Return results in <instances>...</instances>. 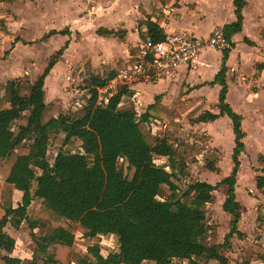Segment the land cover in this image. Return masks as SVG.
Segmentation results:
<instances>
[{
	"label": "trees",
	"instance_id": "1",
	"mask_svg": "<svg viewBox=\"0 0 264 264\" xmlns=\"http://www.w3.org/2000/svg\"><path fill=\"white\" fill-rule=\"evenodd\" d=\"M16 1L2 0L6 4ZM243 6L244 0H235L238 22L224 29L232 48V36L242 30ZM97 33L107 38L119 35V31L107 29ZM0 34L10 35L2 20ZM55 34L67 31L49 35ZM165 37L159 25L150 21L141 34L143 40ZM67 48L65 45L51 57L35 82L18 78L0 88V264H73L76 230L72 224H77L87 245V255L78 257L76 264H199L195 258L203 256L231 264L221 251L230 246L231 237L243 236L238 226L244 207L236 187L240 158L246 150L243 118L227 102L226 61L231 50L224 52L222 68L212 83L222 87L219 113L206 111L195 119V123L205 124L221 117L232 121L231 175L217 185L197 181L182 187L189 175L188 159L205 140L190 145L153 132L152 120L164 124V119L175 121L181 116L161 107L160 96L145 112L138 113L134 105L121 109L127 93L122 87L107 105L99 106L98 91L116 77L117 72H112L106 78L92 75L86 84L85 102L76 108L60 109L56 103L46 102V79ZM53 146L57 156L51 162ZM158 158H166L167 163L158 165ZM207 162L208 169L217 170L212 161ZM259 162L256 189L264 197V154ZM222 186L227 187L223 211L232 221L224 244L217 245L211 243L214 226L207 206ZM16 192L22 194L17 204ZM36 200L41 205L30 213ZM23 223L32 232H45L32 233L39 254L32 263L13 256L16 241L5 231L8 225L19 230ZM256 226L264 231L261 208ZM102 239L116 244L106 258L101 254ZM246 250L251 262L264 263L262 244L253 243Z\"/></svg>",
	"mask_w": 264,
	"mask_h": 264
},
{
	"label": "rangeland",
	"instance_id": "2",
	"mask_svg": "<svg viewBox=\"0 0 264 264\" xmlns=\"http://www.w3.org/2000/svg\"><path fill=\"white\" fill-rule=\"evenodd\" d=\"M58 1L59 0H55L54 3H57ZM68 4L69 5L66 9L68 15L63 18V22L58 27L68 28L71 31V34H74L73 39L75 42L86 40L88 45H78V47L71 52L69 57L79 60L75 62H71V60V63L69 64V66L71 65V68H66L67 75L71 77L70 81L67 80L65 82V62H62L61 70L57 71L56 76L50 82L51 89L54 88L63 91V96L60 99H55V102L60 109L74 108L83 102L84 99L81 95L85 83L84 78L82 79L79 73L83 70L82 68L84 66H89L93 75L101 77L106 66H109V69L106 71V76H108L112 72L111 69L118 71L129 62L127 57H123L126 56V52L122 51H120L118 57L107 60V56L116 53L117 49L113 45H99V43L94 44L91 41H94V33L99 26L105 25L110 28L114 27L118 30H122V20L118 19L108 22L107 20L110 19L109 17L118 15V12L121 10L123 12L128 6L131 7L128 10L126 9L124 13L125 15H132L134 12L132 9L133 6L135 10L138 8L134 4L129 5V0H70ZM92 6L96 7L97 10L96 8H92ZM53 7L54 6L51 3L50 5L47 4L46 0L27 1V4L22 6V11L25 14L24 19L23 17H20V14L14 15V17H11L12 19H10V21H26L21 30L11 36L19 35L26 41L35 39L36 35L33 32L32 26L35 21L49 18V20L55 24L60 20L59 17L50 18L49 13L52 11ZM128 11L131 14H127ZM0 13L6 14V10L0 9ZM129 25H131V22ZM11 29H13V27ZM11 36H9V38ZM8 41H5V37L0 35V88L5 84L6 80V78H4L5 72L3 71H10V66L8 65L13 64L10 59L11 52L8 54L6 53L7 50H4V47L1 48V46H6V49H9L10 42L8 43ZM134 46V44H131L128 47L127 45H124L123 47L132 49ZM46 48L47 47L44 45H36L33 49H30L29 47L23 49V51H17L23 60L28 62V65L23 67L25 72L20 74L23 76L20 77H25V79L34 82L40 76L42 73L40 72L41 68L46 63V59L44 58ZM106 52H108V54H105ZM32 53L36 54L31 58L30 55ZM27 58H29V60H27ZM176 78L174 77L172 80H175ZM59 80L60 82H58ZM163 80L167 79L157 80L156 82ZM145 83L148 84L153 82L150 81ZM172 84H174V82ZM164 96L166 107L171 109L174 113H179L181 116L175 121L164 119V124L161 125V131L157 132V134L161 136L167 134L172 141L179 138L181 141L190 143V145H195L198 139L202 138L205 140V143H203L202 146H199L200 150L192 153L188 159L189 175L182 180V187H185L188 183H194L197 181L217 185L224 178L230 176L233 168L232 154L235 146L231 120L224 117L215 123H195V119L204 113L205 108L208 107L206 101H202L199 106H196V103L201 101V99H198L197 101L189 100L188 98H185L184 94L181 92L170 94V89H165ZM189 102L193 104L189 105ZM212 102L213 98L208 97V103L211 104ZM209 107L211 106L209 105ZM135 108L138 112H142L143 110L142 106L140 107L138 104L135 105ZM121 109H123L122 106ZM242 128L246 133V138L244 140L246 150L240 158L241 167L238 174L236 194L238 201L244 207L242 220L238 226L239 231L243 236L234 235L231 237L229 239L230 246L225 247L221 252L229 258L231 264H246L247 262H250V264H264L262 262H251L249 254L246 253V249L253 243L264 244V231L258 230L256 226L258 210L260 208L264 210V197L256 189V177L261 174L259 156L264 154V128L258 125L255 122V119H252L247 115H244ZM56 156L57 147L53 146L49 150L50 161L52 162ZM207 159L213 162L217 168L216 171H211L205 166L208 163ZM156 162L158 165H164L167 163V159L158 158ZM21 195V193L16 192L14 197L15 204L21 200ZM213 196V202L207 206V212L210 223L214 226V236L211 243L218 245L224 244L225 238L231 230L232 217L223 211V203L227 196V187H220L214 192ZM40 205L41 202L39 200L34 201L29 212L32 213L34 210L38 209ZM72 226L76 230V244L72 248V258L70 262L76 263L78 257H85L87 255V245L82 238V234L78 231L77 224H72ZM5 231L16 241L15 249L13 251L14 257L32 263L36 256H39V254L36 253L37 245L32 233L43 235L45 233L44 231L35 230L32 232L26 223H23L19 230L8 225ZM106 243L108 245V250L116 247L114 240H106ZM104 254L108 255L105 252ZM195 260L199 264H219L218 261L207 260L205 256L195 258ZM175 262L179 263L177 261Z\"/></svg>",
	"mask_w": 264,
	"mask_h": 264
},
{
	"label": "crops",
	"instance_id": "3",
	"mask_svg": "<svg viewBox=\"0 0 264 264\" xmlns=\"http://www.w3.org/2000/svg\"><path fill=\"white\" fill-rule=\"evenodd\" d=\"M27 1L31 2L33 0H18L13 4H6L0 0V9L6 10V14L0 13V20H5V26L10 33L9 36L17 33V31L21 30L24 26L25 20L10 21V19L18 14L24 19L25 14L22 11V6L27 4ZM54 1L55 0H46V3L49 5L51 3L54 6L49 13L50 18L59 17V21L55 24H53L49 18L35 21L32 26L36 38L30 41L22 39L19 35L11 36L13 38L2 35V37H5V41L9 40L8 43L10 42V47L6 49V46H1V48L4 47V50H7L6 53L9 54L11 52L10 59L13 63L12 65H8L10 66V71L2 70L5 72L4 78H6V83L9 80L25 78L20 77L23 76L20 74L25 72L23 67L28 65V62L24 61L17 51H23V49L29 47L33 49L36 45H44L47 47L46 54H44L46 63L40 71L43 73L51 57L65 47V45H68L63 56L59 59L46 79L45 92L47 103H56L55 99H60L63 96V91L54 88L51 89L50 87L51 80L56 76L57 71L61 70L62 62H65V82L67 80L70 81L71 77L67 75L66 68L68 67L70 69L71 65L69 66V64L79 59L69 56L78 45H88L86 40L75 42L73 39L74 34H71L68 28L58 27L63 22V18L68 15L66 9L70 0H59L57 3H54ZM132 4L138 7L135 10L133 6L132 9L134 12L132 15H125L124 13L126 9L128 10L131 7L128 6L123 12L121 10L118 12V15H113L107 20L108 22H112V20L121 19V26H123L122 30L102 25L99 26L94 33L95 39L91 42L94 44L99 43V45H113L117 49L116 53L107 56V60L118 57L120 51H122L126 52V56L123 57H127L129 59L128 61H131L133 57L139 53V45L145 41L141 38V34L147 31V22L149 21L158 24L166 35L185 33L199 38H207L215 29L224 30L227 25H233L238 22L235 0H129V5ZM92 8L95 9L96 7L92 6ZM127 14L131 13L128 11ZM242 17V30L232 36L231 42L234 44V47L226 61V81L228 85L227 102L234 112L242 116L243 121L244 115H247L255 119V122L264 128V0H244ZM130 22L131 25H129ZM12 27L13 29H11ZM99 29L119 31V35L110 38L102 37L97 33ZM52 31L58 33L67 31V34H55L50 36L49 34ZM16 39L18 40L16 41ZM131 44L135 46L132 49L127 48ZM122 45H127V47H123ZM35 54L32 53L30 55L31 58L34 57ZM105 54H108V52ZM223 58L224 52L206 51L202 56L198 70L189 71L183 69L175 76V78L177 77L175 80H172L173 77L168 78V81H152L153 83H143L136 86L131 91L127 90V93L122 99L121 106L122 108L131 106L132 96L135 93L137 94L135 103H138L140 107L142 106V112L147 111L149 106L154 105L156 97L158 96L161 97V107L171 111V109L166 107L164 102L165 89H170V94L181 92L184 94V97L189 100L197 101L201 99V101L196 103V106H199L202 101H206L208 107L205 108L204 112L209 111L218 114L219 109L217 106L222 87L219 84L212 83L222 68ZM27 60H29V58H27ZM82 69L83 70H81L79 74L82 79L84 78L85 86L82 90L84 91L87 87V81L93 74L89 66H84ZM108 69L109 66L104 68L101 77H107L106 71ZM111 71L114 72L115 69H111ZM58 82H60V80ZM173 82L174 84H172ZM208 97L213 98L211 104L208 103ZM190 102L189 105H192L193 103ZM209 105L211 107H209ZM221 118L215 122L219 121ZM262 245L264 246V244Z\"/></svg>",
	"mask_w": 264,
	"mask_h": 264
},
{
	"label": "built area",
	"instance_id": "4",
	"mask_svg": "<svg viewBox=\"0 0 264 264\" xmlns=\"http://www.w3.org/2000/svg\"><path fill=\"white\" fill-rule=\"evenodd\" d=\"M230 50H232V45L226 38L223 29H215L207 38H199L185 33L168 34L161 41L147 38L139 45V53L117 71L116 77L109 85L99 89L98 105H107L111 97L122 87L131 91L134 87L145 82L173 78L183 69L196 71L206 51L225 52ZM88 91L89 89L86 87L82 92L84 100L79 105L85 102V95ZM132 97V105L138 104L135 103L137 94L134 93ZM161 125L159 120H152L150 128L153 132H160ZM100 245L103 246L101 254L106 258L111 250H108L106 239H102ZM104 252L108 255H105Z\"/></svg>",
	"mask_w": 264,
	"mask_h": 264
}]
</instances>
